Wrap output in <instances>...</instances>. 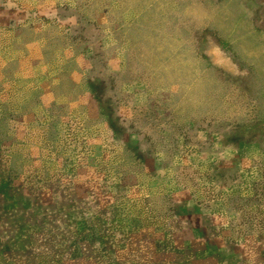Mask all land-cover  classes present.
<instances>
[{
    "label": "rangeland",
    "instance_id": "rangeland-1",
    "mask_svg": "<svg viewBox=\"0 0 264 264\" xmlns=\"http://www.w3.org/2000/svg\"><path fill=\"white\" fill-rule=\"evenodd\" d=\"M0 264H264V0H0Z\"/></svg>",
    "mask_w": 264,
    "mask_h": 264
},
{
    "label": "crops",
    "instance_id": "crops-1",
    "mask_svg": "<svg viewBox=\"0 0 264 264\" xmlns=\"http://www.w3.org/2000/svg\"><path fill=\"white\" fill-rule=\"evenodd\" d=\"M169 200L171 203H175V206L174 207H177L178 204H179V199L178 197H169Z\"/></svg>",
    "mask_w": 264,
    "mask_h": 264
}]
</instances>
